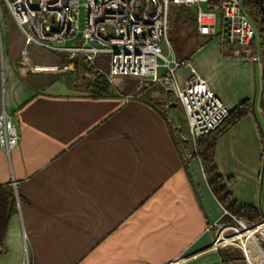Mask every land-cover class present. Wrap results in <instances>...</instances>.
I'll list each match as a JSON object with an SVG mask.
<instances>
[{
    "label": "crops",
    "instance_id": "obj_1",
    "mask_svg": "<svg viewBox=\"0 0 264 264\" xmlns=\"http://www.w3.org/2000/svg\"><path fill=\"white\" fill-rule=\"evenodd\" d=\"M176 8L185 7L170 14H182ZM198 33L195 49L172 54L189 58L229 110L251 101L218 137L215 163L232 195L263 212L264 69L226 55L216 33ZM23 44L0 0V113L19 133L9 153L0 147V184L12 185L17 201L0 264H254L239 249L210 247L208 227L228 217L200 159L184 157L174 125L188 144L190 135L186 115H171L177 105L167 118L152 89L137 92L132 80L94 96L56 68L67 64L62 51L33 47L35 68L25 71ZM189 73L179 68L178 81Z\"/></svg>",
    "mask_w": 264,
    "mask_h": 264
},
{
    "label": "built area",
    "instance_id": "obj_2",
    "mask_svg": "<svg viewBox=\"0 0 264 264\" xmlns=\"http://www.w3.org/2000/svg\"><path fill=\"white\" fill-rule=\"evenodd\" d=\"M15 18L24 35L20 67L25 71L35 68L30 59L33 47L66 52L67 64L58 70L71 72L74 60H84L90 65L79 78L95 80L96 73L103 74L112 91H118L128 80H137V92L152 89L164 115L176 103L185 111L189 144L181 135L179 125H174L183 144L184 157L193 156L196 140L215 130L229 114L207 81L194 69L190 61H179L170 50L168 32L171 7L190 9L195 17L198 31L215 36L221 49L229 56L241 58L247 63L262 66L260 54L254 53L252 43L257 29L245 12L242 0H2ZM85 8L83 20L81 6ZM219 13V19L217 18ZM219 20V21H218ZM69 41H74L68 45ZM106 60V69L99 60ZM190 67L187 78L180 83L177 71ZM158 88L164 95L158 97ZM262 89L258 95L261 105ZM19 133L12 117L6 111L0 113V147L6 152L18 144ZM227 220H218L208 227L211 248L239 249L249 257H264V215L250 220L229 213ZM251 249H255L252 255ZM264 264V259L253 260ZM24 264H29L27 261Z\"/></svg>",
    "mask_w": 264,
    "mask_h": 264
},
{
    "label": "trees",
    "instance_id": "obj_3",
    "mask_svg": "<svg viewBox=\"0 0 264 264\" xmlns=\"http://www.w3.org/2000/svg\"><path fill=\"white\" fill-rule=\"evenodd\" d=\"M212 2H218L219 0H210ZM242 5L245 12L249 17L253 18L255 22L260 25L259 33L260 37L255 39L252 43V48L257 52V44H259L260 50L264 56V16L262 13L261 6L264 7V0H242ZM175 8V7H173ZM181 11L182 14L186 15L185 21L192 23L195 22V17L193 12L187 8H176ZM179 15V19L182 17ZM259 42V43H258ZM228 55V53H225ZM190 59H186L189 61ZM74 70L69 72L68 81L75 83L77 86L79 78L85 71L90 70V65L84 60L75 59L74 60ZM79 75V76H78ZM263 100H262V110L264 111V73H263ZM79 84V83H78ZM80 88L89 91L94 96H104L112 92V88L106 79V77L101 73H96L95 80H88L83 77ZM79 87V86H77ZM252 103L251 101H243L237 107L229 111L227 117L223 122L213 131L199 137L197 139V149L194 154L198 157L202 163L204 174L206 176L207 182L217 198V200L222 204V206L231 214L244 217L250 220H256L260 218L263 214L262 210L257 207H253L244 203L239 202L229 191L226 180L219 173L217 165L215 163V149L218 137L228 130L231 126L236 124L241 118H243L247 113L251 111ZM17 211V201L15 190L10 184H0V245L3 243L10 217Z\"/></svg>",
    "mask_w": 264,
    "mask_h": 264
},
{
    "label": "rangeland",
    "instance_id": "obj_4",
    "mask_svg": "<svg viewBox=\"0 0 264 264\" xmlns=\"http://www.w3.org/2000/svg\"><path fill=\"white\" fill-rule=\"evenodd\" d=\"M84 2H85V0H81L82 4H84ZM175 14L174 13L170 14L171 15V26H170V29L168 32V40H169L170 48H167L166 46H164V53H168L171 49H174L177 53V56H178L177 58L181 59L182 54H185V53L192 51L201 43V40H199V39L200 38L202 39V37L199 35L198 27L194 21L192 23H189V22L185 21V19H186L185 14H182V17L180 19H179L180 16H178V14H176V15ZM84 15H85V8L82 5L81 10H80L81 20H83ZM219 17H220L219 13H217V18L219 19ZM250 19L257 29L256 39L258 40V38L260 37L259 36L260 35V33H259L260 25L257 22H255L253 18L250 17ZM252 50L254 53L260 54L262 62H263L261 67H262V69H264V56L260 50L259 44H257V52H255L253 48H252ZM99 65L103 69H106V60L103 58L101 60H99ZM59 71H63V70H59ZM132 81H134L133 82L134 84H132V86H136L138 84L137 80H132ZM77 86H79V88H80V85L78 83H77ZM158 89L160 91V93L158 94V97H160L161 95H164L162 88H158ZM262 90H263V88H262ZM153 97L158 99L157 96L155 95V93L153 94ZM176 105L177 106L175 108H172V110L170 108L171 115L177 120L185 118V116H184L185 114L182 112L181 104L176 103ZM262 112L264 113L263 110H262ZM169 113H170V111H169ZM171 115L169 117H171ZM180 127H181L180 130H184L182 125ZM196 143H197V140L195 142V145L193 146V157H194V154L196 153V149H197ZM263 212H264V203H263Z\"/></svg>",
    "mask_w": 264,
    "mask_h": 264
},
{
    "label": "bare ground",
    "instance_id": "obj_5",
    "mask_svg": "<svg viewBox=\"0 0 264 264\" xmlns=\"http://www.w3.org/2000/svg\"><path fill=\"white\" fill-rule=\"evenodd\" d=\"M251 251H252V255H253V253H255V249H251ZM254 256V255H253ZM249 257V259L252 261V262H254L253 260L255 259V260H261V259H264V257H260V256H255V257Z\"/></svg>",
    "mask_w": 264,
    "mask_h": 264
},
{
    "label": "water",
    "instance_id": "obj_6",
    "mask_svg": "<svg viewBox=\"0 0 264 264\" xmlns=\"http://www.w3.org/2000/svg\"><path fill=\"white\" fill-rule=\"evenodd\" d=\"M261 9H262V13H263V16H264V7H263V6H261Z\"/></svg>",
    "mask_w": 264,
    "mask_h": 264
}]
</instances>
